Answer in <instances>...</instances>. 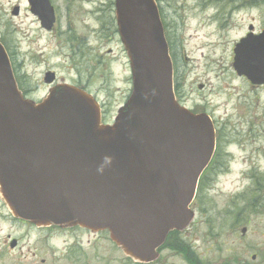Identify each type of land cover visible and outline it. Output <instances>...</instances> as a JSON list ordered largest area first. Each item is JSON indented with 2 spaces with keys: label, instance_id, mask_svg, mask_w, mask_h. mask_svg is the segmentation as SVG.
<instances>
[{
  "label": "water",
  "instance_id": "95a60500",
  "mask_svg": "<svg viewBox=\"0 0 264 264\" xmlns=\"http://www.w3.org/2000/svg\"><path fill=\"white\" fill-rule=\"evenodd\" d=\"M28 2L50 29L49 0ZM114 6L133 87L113 124H102L95 98L70 84L50 88L39 103L22 98L0 43V198L14 217L37 226L108 229L125 255L149 262L170 230L190 222L215 133L207 115L175 101L155 0ZM234 53L237 74L264 83V33L247 35Z\"/></svg>",
  "mask_w": 264,
  "mask_h": 264
},
{
  "label": "rangeland",
  "instance_id": "374dc122",
  "mask_svg": "<svg viewBox=\"0 0 264 264\" xmlns=\"http://www.w3.org/2000/svg\"><path fill=\"white\" fill-rule=\"evenodd\" d=\"M50 2L57 21L44 31L27 0H0V41L18 81L41 96L48 87L44 74L51 70L57 81L86 86L101 104L102 120L112 121L132 87L114 0ZM156 2L178 65L180 98L206 112L218 135L214 161L198 184L194 217L172 239L193 241L195 254L213 264H255L252 254L264 260V85H251L231 63L232 48L248 25L255 32L264 27V0ZM28 234L0 200V264H29L26 256L37 244L34 233ZM7 235L18 238V249H9ZM172 243L151 264H190ZM120 256L113 253L112 264H121Z\"/></svg>",
  "mask_w": 264,
  "mask_h": 264
},
{
  "label": "flooded vegetation",
  "instance_id": "af4514ba",
  "mask_svg": "<svg viewBox=\"0 0 264 264\" xmlns=\"http://www.w3.org/2000/svg\"><path fill=\"white\" fill-rule=\"evenodd\" d=\"M57 21V19H56ZM56 23V22H55ZM245 31L244 35L249 31ZM54 26L52 27V29ZM51 29V30H52ZM253 29V27L251 28ZM264 30V27H261L258 31H254L253 33H259ZM1 42V41H0ZM5 47V44L1 42ZM7 50V48L5 47ZM10 62L12 67H15L13 59L7 50ZM174 64V74L176 75L175 84H176V98L178 101L183 102L181 100V94L178 86L179 80V72L178 65L176 59L173 57ZM15 71V70H14ZM178 78V79H177ZM18 86L22 91L24 96H29L31 98L38 97L34 95L31 91V88L28 86H24L22 83L18 81ZM24 225L27 226L29 234L34 233V239L37 244L32 251L26 256L29 264H112L113 253L116 255L119 254L120 250L114 246L112 241L110 240L108 233L106 231L93 232L87 228H82L79 226L67 227L63 228L60 226L50 225L46 227H37L29 222L23 220H17ZM172 236L178 237L180 232H172ZM27 235V236H28ZM179 239H170V241L165 244V246L160 247L159 256L156 259L160 260V252L164 248H166L171 241H173L172 248L174 250L179 251L185 260H187L190 264H213L211 260L205 257H198L194 251L193 241H178ZM5 243H8V247L10 250H15L19 248L18 238L14 236L7 235V240ZM29 244V243H28ZM171 248V249H172ZM207 254V250L205 249ZM202 255V254H201ZM119 257V256H117ZM120 262L123 263V260H126L124 256H120ZM251 260L254 261L255 264H264V260L262 257H258L255 254L251 255ZM249 262L245 260L238 261V264H248ZM170 264V263H169ZM214 264H230L228 260H222L220 263L214 262ZM233 264V263H232Z\"/></svg>",
  "mask_w": 264,
  "mask_h": 264
},
{
  "label": "bare ground",
  "instance_id": "6f19581e",
  "mask_svg": "<svg viewBox=\"0 0 264 264\" xmlns=\"http://www.w3.org/2000/svg\"><path fill=\"white\" fill-rule=\"evenodd\" d=\"M217 44H218V47H220L221 41L220 42H217Z\"/></svg>",
  "mask_w": 264,
  "mask_h": 264
}]
</instances>
